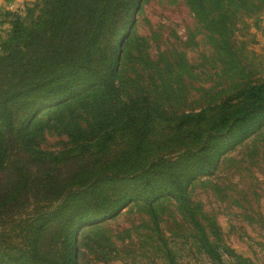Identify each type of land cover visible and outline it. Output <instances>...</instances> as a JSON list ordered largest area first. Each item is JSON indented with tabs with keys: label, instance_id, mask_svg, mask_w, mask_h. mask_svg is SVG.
I'll return each mask as SVG.
<instances>
[{
	"label": "trees",
	"instance_id": "trees-1",
	"mask_svg": "<svg viewBox=\"0 0 264 264\" xmlns=\"http://www.w3.org/2000/svg\"><path fill=\"white\" fill-rule=\"evenodd\" d=\"M225 1L229 10L237 0L187 3L232 59ZM139 2L35 0L23 17L13 15L0 40V264H79L88 235L101 246L108 241L101 223L133 207L149 220L144 227L155 236L154 251L178 264L160 229L169 206L213 264H225V255L254 264L225 244L189 185L223 148L264 126V80L173 114L148 93L133 95L138 79L123 64ZM51 129L69 137L58 151L40 145ZM174 136L183 146L175 155L152 156Z\"/></svg>",
	"mask_w": 264,
	"mask_h": 264
},
{
	"label": "rangeland",
	"instance_id": "rangeland-1",
	"mask_svg": "<svg viewBox=\"0 0 264 264\" xmlns=\"http://www.w3.org/2000/svg\"><path fill=\"white\" fill-rule=\"evenodd\" d=\"M32 3L17 14L0 13V40L11 29L13 15L23 17ZM227 13L232 59L220 52L215 35L197 19L187 0H140L130 29V53L123 64L126 74L138 79L130 93H148L151 102L173 114L197 111L234 94L246 81L264 80V0H237ZM156 64L161 75L154 73ZM164 81L168 85L162 87ZM68 142L60 130L51 129L40 145L58 151ZM181 143V137H171L151 154L173 156ZM189 191L192 201L218 223L226 245L254 264H264V126L218 152L210 170L198 175ZM145 223L147 216L134 207L101 223L108 241L96 246L90 233L89 242L80 247L79 264H167L151 247L150 237L155 236ZM160 229L178 264H213L197 248L191 226L175 207H168ZM224 260L239 264L228 255Z\"/></svg>",
	"mask_w": 264,
	"mask_h": 264
},
{
	"label": "crops",
	"instance_id": "crops-1",
	"mask_svg": "<svg viewBox=\"0 0 264 264\" xmlns=\"http://www.w3.org/2000/svg\"><path fill=\"white\" fill-rule=\"evenodd\" d=\"M33 1L34 0H0V13L14 12L17 14L22 7Z\"/></svg>",
	"mask_w": 264,
	"mask_h": 264
}]
</instances>
